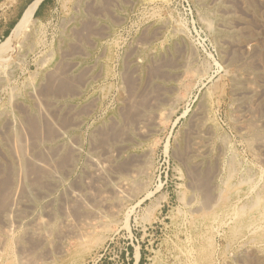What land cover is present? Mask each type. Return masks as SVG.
Returning a JSON list of instances; mask_svg holds the SVG:
<instances>
[{"label":"rangeland","instance_id":"374dc122","mask_svg":"<svg viewBox=\"0 0 264 264\" xmlns=\"http://www.w3.org/2000/svg\"><path fill=\"white\" fill-rule=\"evenodd\" d=\"M75 1L3 0L37 30L0 60V264H264V219L232 228L264 209V0Z\"/></svg>","mask_w":264,"mask_h":264},{"label":"bare ground","instance_id":"6f19581e","mask_svg":"<svg viewBox=\"0 0 264 264\" xmlns=\"http://www.w3.org/2000/svg\"><path fill=\"white\" fill-rule=\"evenodd\" d=\"M77 1V0H76ZM75 1V2H76ZM97 2H98V0H96ZM213 1V0H212ZM226 1V0H225ZM231 1V0H230ZM246 1V0H245ZM74 2V3H75ZM79 2V1H78ZM234 2V1H233ZM232 1H231V3H233ZM225 3V2H224ZM226 3H228V1H226ZM83 5V4H82ZM78 6V5H77ZM88 6V5H87ZM224 6V5H223ZM234 6V5H233ZM35 7H36V4H35V2H33V3H30V4H28L26 7H25V9L23 10V12H22V14L20 15V17H19V19L17 20V22L13 25V27L11 28V30H10V32H9V34L2 40V41H0V60L2 61V60H4L10 53H12V52H14V51H20L21 50V48L22 47H25L27 44H28V41H31V39H32V34L37 30H35V28H36V26H35V24H37L36 22H35V18H34V12H35ZM76 7V6H75ZM226 7H229V5L228 6H226ZM223 8V7H222ZM231 8V7H230ZM233 8V7H232ZM231 8V9H232ZM227 8H225V10H226ZM231 9H229V10H231ZM77 10V9H76ZM83 10V9H82ZM92 10V9H91ZM217 10V9H216ZM221 9H219V11H220ZM224 10V11H225ZM228 10V9H227ZM66 12V11H65ZM221 13V12H220ZM229 13V12H228ZM227 13V14H228ZM235 13V12H234ZM88 14V13H87ZM212 14V13H211ZM236 14V13H235ZM234 14V15H235ZM207 15V14H206ZM225 15V14H224ZM204 16H205V14H204ZM223 16V15H222ZM233 16V15H232ZM89 17V16H88ZM93 17V16H92ZM218 17H220V16H218ZM228 17H230V15L228 16ZM68 18V17H67ZM83 18H85L84 16H83ZM235 18V17H234ZM237 18V17H236ZM206 19H208V18H206ZM72 20V19H71ZM242 20V19H241ZM85 21H87V22H89L88 20H85ZM213 21V20H212ZM243 21V20H242ZM70 22V21H69ZM204 22H206V21H204ZM209 22V21H208ZM230 21H228V23H229ZM237 22V21H236ZM81 23V22H80ZM90 24H91V22H89ZM232 23V22H231ZM63 24V23H62ZM206 24V26L207 27H209L210 26V24H208V23H205ZM221 24H222V27H223V31H225V32H227L228 31V26L226 25V21L224 20V19H222L221 20ZM235 24V23H234ZM163 25V24H162ZM219 25V24H218ZM229 25V24H228ZM231 26V25H230ZM163 27V26H162ZM217 27V26H216ZM38 28V27H37ZM232 28V27H231ZM242 29V28H241ZM167 32V31H166ZM230 32V31H229ZM235 32V31H234ZM231 34V33H230ZM238 35V34H237ZM236 35V36H237ZM222 36V35H221ZM239 37H240V35H238ZM76 37H77V35H76ZM223 37V36H222ZM180 38V37H179ZM217 38H219V37H217ZM220 39H221V37H220ZM228 39V38H227ZM226 39V40H227ZM246 40V39H245ZM244 39H243V41H245ZM75 41V40H74ZM175 41V40H174ZM216 41V40H215ZM218 41V40H217ZM238 41V40H237ZM72 42V41H71ZM144 42V41H143ZM232 42V41H231ZM234 42V41H233ZM67 43V42H66ZM227 43V42H226ZM229 43V42H228ZM238 43H240V42H238ZM244 43V42H243ZM245 43H247V42H245ZM137 44V43H136ZM183 44V43H182ZM181 44V45H182ZM220 44V43H219ZM233 44V43H232ZM57 45V44H56ZM222 45H223V42H222ZM227 45V44H226ZM229 45V44H228ZM234 45V44H233ZM242 45H244V44H242ZM247 45V44H246ZM245 46V45H244ZM248 46V45H247ZM242 47V46H241ZM82 48V47H81ZM177 48V51H178V48L179 47H176ZM183 48V47H182ZM225 48H226V46H225ZM230 48V47H229ZM223 49V48H222ZM226 49H228V48H226ZM74 50V49H73ZM168 50V49H167ZM229 51H231L230 49H228ZM235 50V49H234ZM242 50V49H241ZM62 52H63V50H61ZM69 51V50H68ZM75 51V50H74ZM181 50H179V53H181L180 52ZM183 51H184V49H183ZM224 51V50H223ZM245 51H246V49H245ZM65 52H66V50H65ZM73 52V51H72ZM83 52H85V51H83ZM132 52H133V50H132ZM226 52V51H225ZM240 52V51H239ZM190 53V52H189ZM230 53V52H229ZM228 53V54H229ZM248 53H249V51H248ZM70 54V53H69ZM128 54V53H127ZM168 54V53H167ZM170 54V53H169ZM232 54V53H231ZM17 55H19V54H17ZM66 55V54H65ZM189 55V54H188ZM130 56V55H129ZM128 56V57H129ZM180 56V55H179ZM184 56V55H183ZM192 56V55H191ZM190 56V57H191ZM223 56V55H222ZM237 56V55H236ZM242 56H244L243 54H242ZM63 57V56H62ZM127 57V58H128ZM135 57V56H134ZM150 57V56H149ZM160 57V56H159ZM162 57V56H161ZM167 57H169V56H167ZM224 57V56H223ZM234 57V56H233ZM251 57V56H250ZM13 58V57H12ZM44 58V57H43ZM139 58V57H138ZM166 58V57H165ZM169 58H171V57H169ZM225 58V57H224ZM226 58H229V57H226ZM14 59V58H13ZM151 59V58H150ZM161 58H159V61H162V60H160ZM174 59V58H173ZM178 59V58H177ZM232 59H234V58H232ZM39 60V59H38ZM42 60V59H41ZM68 60H69V58H68ZM133 60H135V59H133ZM165 60V59H164ZM13 61V60H12ZM58 61V60H57ZM132 61V60H131ZM130 61V62H131ZM151 61V60H150ZM189 61V60H188ZM42 62H44V60H42ZM67 62V61H66ZM65 62V63H66ZM68 62H70V61H68ZM74 62V61H73ZM76 62V61H75ZM125 62V61H124ZM163 62V61H162ZM161 62V63H162ZM165 62H166V60H165ZM190 62V61H189ZM245 62H246V60H245ZM2 63V62H1ZM9 63H12V62H9ZM72 63V62H71ZM70 64V63H69ZM93 64H95V63H93ZM138 64V63H137ZM164 64V63H163ZM166 64V63H165ZM57 65V64H56ZM59 65V64H58ZM128 65V64H127ZM146 65H147V63H146ZM151 65V64H150ZM177 65V64H176ZM68 66V65H67ZM126 66V65H125ZM133 66V65H132ZM154 67H155V65H153ZM180 66V65H179ZM68 68V67H67ZM67 68H66V70H64V71H66L67 72ZM136 68V67H135ZM151 68V67H150ZM173 68V67H172ZM175 68V67H174ZM57 69V68H56ZM55 69V70H56ZM82 69H83V67H82ZM159 69V68H158ZM46 70V69H45ZM135 70V69H134ZM193 70V69H192ZM40 71V70H39ZM162 71V70H161ZM165 71H167V70H165ZM46 72H48V71H46ZM57 72H59L58 70H57ZM56 71H55V73H57ZM158 72V71H157ZM41 73V72H40ZM53 73V72H52ZM62 73V72H61ZM69 73H71V72H69ZM169 73V72H168ZM68 74V73H67ZM86 74H87V72H86ZM164 74V73H163ZM46 75V74H45ZM51 75V74H50ZM58 75V74H57ZM64 75V74H63ZM53 76H54V74H53ZM64 76H66V75H64ZM155 76V75H154ZM159 76V75H158ZM175 76H176V74H175ZM234 76V75H233ZM239 76H241V75H239ZM68 78L67 79H69L68 81H70V75H68L67 76ZM238 77V76H237ZM86 78H88V77H86ZM91 78H93V77H91ZM156 79H157V77H155ZM65 79V78H64ZM84 79V78H83ZM167 79H169V78H167ZM50 80V79H49ZM244 80V79H243ZM247 80V79H246ZM53 81V80H52ZM62 81V80H61ZM73 81V80H72ZM151 81V80H150ZM233 81V80H232ZM245 81V80H244ZM49 82V81H48ZM62 82H64V81H62ZM83 82V81H82ZM85 82V81H84ZM130 82V81H129ZM162 82V81H161ZM238 82V81H237ZM240 82H242V80L240 81ZM47 83V82H46ZM53 83V82H52ZM65 83V82H64ZM63 83V84H64ZM239 83V82H238ZM47 84H49V83H47ZM151 84H153V83H151ZM159 84V83H158ZM235 84V83H234ZM27 85V84H26ZM120 85V84H119ZM161 85V84H160ZM237 85V84H236ZM246 85H248V84H246ZM48 86V85H47ZM59 86V85H58ZM69 86V85H68ZM156 86V85H155ZM8 87H10V86H8ZM36 87V86H35ZM38 87V86H37ZM37 87H36V89H37ZM49 87V86H48ZM54 87H56V85H54ZM72 87V86H71ZM163 87V86H162ZM67 88V87H66ZM70 88V87H69ZM154 88V87H153ZM168 88V87H167ZM173 88V86L171 87V89ZM239 88V87H238ZM72 89V88H71ZM70 89V90H71ZM74 89V88H73ZM240 89V88H239ZM32 90V89H31ZM64 90V89H63ZM254 90H256V89H254ZM43 91V90H42ZM77 91H78V89H77ZM162 91H164V90H162ZM235 91V90H234ZM242 91V90H241ZM36 92H38V91H36ZM46 92V91H45ZM52 92V91H51ZM53 92H56V91H53ZM74 92V91H73ZM75 92H76V90H75ZM161 92V91H160ZM172 92V91H171ZM246 92V91H245ZM30 93V92H29ZM43 93V92H42ZM58 93V91L56 92V94ZM64 93V92H63ZM63 93H61V94H63ZM70 93V92H69ZM77 93H79V92H77ZM241 93V92H240ZM48 94V93H47ZM52 94V93H51ZM56 94H52V95H56ZM67 95H68V93H66ZM66 94H64V96H66ZM71 94V93H70ZM73 94V93H72ZM74 94H76V93H74ZM162 94V93H161ZM242 94H244V93H242ZM58 95V94H57ZM60 95V94H59ZM156 95H158V94H156ZM251 95H253V94H251ZM73 96V95H72ZM146 96V95H145ZM161 96V95H160ZM59 97V96H58ZM159 97V96H158ZM157 97V98H158ZM167 97V96H166ZM238 97V96H237ZM247 97H249V96H247ZM246 97V98H247ZM255 97V96H254ZM71 98V97H70ZM173 99H174V97H172ZM41 99V98H40ZM244 99V98H243ZM39 100V99H38ZM46 100V99H45ZM128 100V99H127ZM154 100H156V99H154ZM169 100H171V99H169ZM237 100V99H236ZM239 100V99H238ZM19 101V100H18ZM157 101V100H156ZM175 101V100H174ZM154 102V101H153ZM159 102V101H158ZM157 102V103H158ZM160 102L162 103L163 101H161L160 100ZM236 102V101H235ZM244 102V101H243ZM247 102V101H246ZM253 102V101H252ZM38 103V102H37ZM51 103V102H50ZM156 103V104H157ZM241 103H242V101H241ZM259 103V102H258ZM49 104V103H48ZM53 104V103H52ZM59 104H61V103H59ZM155 104V103H154ZM166 104V103H165ZM210 104V103H209ZM248 104V103H247ZM35 105V104H34ZM63 105V104H62ZM69 105H70V103H69ZM73 105V104H72ZM158 105V104H157ZM240 105V104H239ZM245 105H246V103H245ZM152 106V105H151ZM150 106V107H151ZM241 106V105H240ZM248 106V105H247ZM250 106V105H249ZM54 107V106H53ZM52 107V108H53ZM62 107V106H61ZM67 107V106H66ZM65 107V108H66ZM68 107H73V106H68ZM136 107H137V105H136ZM135 107V108H136ZM145 107V106H144ZM149 107V106H148ZM153 107V106H152ZM149 108V109H153V108ZM252 107V106H251ZM7 108V107H6ZM52 108H50V109H52ZM163 108H164V105H163ZM171 108V107H170ZM47 109V108H46ZM62 109V108H61ZM130 109V108H129ZM148 109V108H147ZM232 109H234V108H232ZM250 109V108H249ZM253 109V108H252ZM54 110H58V109H55L54 108ZM54 110H52V111H54ZM66 110H68V109H66ZM66 110H65V112H66ZM75 110H77V109H75ZM132 110V109H131ZM144 110V109H143ZM143 110H141V111H143ZM166 110V109H165ZM170 110V109H169ZM200 110V109H199ZM39 111V110H38ZM47 111V110H46ZM45 111V112H46ZM241 111V110H240ZM239 111V112H240ZM44 111L42 112V113H45ZM48 113L50 112L49 111V109H48V111H47ZM161 112H163V111H161ZM238 112V111H237ZM56 113V112H55ZM76 113H77V111H76ZM75 112H73V114L75 115L76 114ZM131 113V112H130ZM140 113H142V112H140ZM139 113V114H140ZM147 113H148V111H147ZM150 113V112H149ZM152 113H153V111H152ZM164 113V112H163ZM167 113H168V111H167ZM202 113V112H201ZM236 113V112H235ZM50 114V113H49ZM71 114V113H70ZM69 114V115H70ZM169 114V113H168ZM238 114V113H237ZM46 115H47V113H46ZM52 116H53V118H55L54 116V112H53V114H51ZM51 115H49L48 117L50 118V116ZM60 115H62V114H60ZM72 115V114H71ZM73 115V116H74ZM78 115V114H77ZM156 115H157V113H156ZM29 116H30V114H29ZM109 116V115H108ZM146 115H144V116H142V117H145ZM162 116V115H161ZM160 116V117H161ZM197 116V115H196ZM236 116V115H235ZM39 117H40V115H39ZM41 117H42V115H41ZM40 117V118H41ZM111 117H113V116H111ZM123 117V116H122ZM121 117V118H122ZM26 118H28V117H26ZM25 117H24V119H26ZM32 118V117H31ZM44 118H47V117H44ZM72 118V117H71ZM108 118V117H107ZM133 118V117H132ZM140 118V117H139ZM198 118V117H197ZM199 118H200V116H199ZM198 118V119H199ZM209 118V117H208ZM211 118V117H210ZM238 118H239V116H238ZM52 119V118H51ZM50 119V120H51ZM58 119H59V117H58ZM69 119V118H68ZM108 119H111L112 120V118H108ZM204 119V118H203ZM19 120V119H18ZM23 120V119H22ZM40 120V119H39ZM55 120V119H54ZM77 120V119H76ZM117 120V119H116ZM123 120V119H122ZM144 120H146V119H144ZM143 120V121H144ZM148 120V119H147ZM31 121V120H30ZM35 121V120H34ZM36 121L38 122V120L36 119ZM56 121V120H55ZM80 121V120H79ZM83 121V120H82ZM152 121V120H151ZM194 121V120H193ZM9 122V121H8ZM140 122V121H139ZM195 122V121H194ZM245 122V121H244ZM12 123V122H11ZM11 123H9V124H11ZM20 123H22V122H20ZM34 122H32V124H33ZM79 123V122H78ZM195 123H197V122H195ZM236 123V122H235ZM240 123V122H239ZM5 124H7V123H5ZM26 124V123H25ZM24 123H23V125H25ZM36 124V123H35ZM59 124V123H58ZM80 124V123H79ZM201 125V130H203L204 129V127H212L211 125H207V124H205V123H200ZM17 125H18V123H17ZM38 125V124H37ZM51 124L49 123V126H50ZM69 125V124H68ZM146 125H148V124H146ZM194 125V124H193ZM21 126V125H20ZM27 126H28V123H27ZM52 126V125H51ZM50 126V127H51ZM76 126V125H75ZM136 126V125H135ZM32 127H36V126H33L32 125ZM32 127H31V129H32ZM64 127H66V125L64 126ZM123 127V126H122ZM18 128V127H17ZM21 128V127H20ZM26 128V127H25ZM28 128H29V126H28ZM60 128V127H59ZM69 128V127H68ZM137 128V127H136ZM136 128H135V130H136ZM145 127H142L141 128V130L142 129H144ZM188 128V127H187ZM30 129V128H29ZM30 129V130H31ZM35 129V128H34ZM46 129H50L49 127L48 128H46ZM150 129V128H149ZM194 129V128H193ZM2 130V129H1ZM33 130V129H32ZM39 130V129H38ZM52 130V129H51ZM152 130V129H151ZM9 131V130H8ZM36 130H34V132H35ZM137 131V130H136ZM139 131V130H138ZM146 131V130H145ZM194 131V130H193ZM192 131V132H193ZM200 131V130H199ZM206 131H207V129H205V133H206ZM209 131V130H208ZM37 132V131H36ZM48 132V131H47ZM61 132V130L59 131V133ZM123 132V131H122ZM133 132V131H132ZM143 132V131H142ZM141 132V133H142ZM147 132V131H146ZM189 132V131H188ZM195 132V131H194ZM33 132L31 131V135L33 136V134H32ZM119 133V132H118ZM131 133V132H130ZM129 133V134H130ZM256 133V132H255ZM258 133V132H257ZM12 134V133H11ZM14 134H15V132H14ZM20 134V133H19ZM18 134V135H19ZM48 134H49V132H48ZM57 134V133H56ZM61 134V133H60ZM115 134V133H114ZM197 134V133H196ZM213 134V133H212ZM31 135H29V136H31ZM52 134H50V136H51ZM53 135H55L54 134V132H53ZM194 135V134H193ZM198 135V134H197ZM206 135H208V134H206ZM5 136V135H4ZM12 136V135H11ZM20 136V135H19ZM61 136V135H60ZM71 136V135H70ZM122 136H123V133H122ZM250 136V135H249ZM254 136H256V135H254ZM13 137V136H12ZM15 137V136H14ZM18 137V136H17ZM22 137V136H21ZM127 137H130V136H127ZM140 137V136H139ZM200 138H201V136H199ZM208 137V136H207ZM252 137V136H251ZM261 137V136H260ZM11 138V137H10ZM35 138H36V136H35ZM45 138V137H44ZM53 138V137H52ZM120 138V137H119ZM118 137H117V140L119 139ZM195 138V137H194ZM206 138V137H205ZM210 138V137H209ZM15 139V138H14ZM18 141H20L19 140V138H16ZM15 139V140H16ZM54 139H56V138H54ZM129 139V138H128ZM189 139V138H188ZM198 139V138H197ZM211 139V138H210ZM261 139V138H260ZM10 140V139H9ZM28 140V139H27ZM41 140V138L39 139V141ZM44 140V139H43ZM50 139L48 138V141H49ZM52 140V139H51ZM78 140V139H77ZM76 140V141H77ZM131 141H132V137H131V139H130ZM195 140V139H194ZM201 140H203V139H201ZM206 140V139H205ZM253 140V139H252ZM17 141V142H18ZM38 141V142H39ZM45 141V140H44ZM120 141V140H119ZM119 141H117V144H118V142ZM124 141H125V139H124ZM191 141V140H190ZM209 141V140H208ZM211 141V140H210ZM14 142V141H13ZM12 142V143H13ZM16 142V143H17ZM24 142H25V140H24ZM121 142V141H120ZM123 142V141H122ZM197 142V141H196ZM221 142V141H220ZM232 142V141H231ZM39 143H41V142H39ZM105 143V142H104ZM132 143V142H131ZM191 143V142H190ZM199 143V142H198ZM204 143V142H203ZM3 144V143H2ZM4 144H6V143H4ZM29 144V143H28ZM36 145L38 144V143H35ZM77 144V143H76ZM124 144V143H123ZM263 144V143H262ZM14 145H15V142H14ZM13 145V146H14ZM58 145V144H57ZM57 145H56V147H57ZM194 145H195V143H194ZM17 146V145H16ZM20 146V145H19ZM18 146V147H19ZM65 146H67V145H65ZM64 146V147H65ZM71 146V145H70ZM116 146V145H115ZM118 146H120V144L118 145ZM125 146V145H124ZM207 146H209V145H207ZM1 147V146H0ZM17 147V148H18ZM38 147H40V146H38ZM73 147V146H72ZM194 147V146H193ZM198 147V146H197ZM197 147H196V149H197ZM201 147V146H200ZM220 147V146H219ZM20 148V147H19ZM52 148H54V147H52ZM123 149H124V147H122ZM129 148V147H128ZM191 148V147H190ZM206 148V147H205ZM55 149V148H54ZM58 149H60V147L59 148H57V150ZM71 149V148H70ZM189 149V148H188ZM227 149H229V148H227ZM12 150H15V151H13L14 153L15 152H17V150H16V147L14 148V149H12ZM20 151H23L22 149H19ZM45 150H46V148H45ZM117 150H119V148L117 149ZM198 150V149H197ZM206 150V149H205ZM212 150V149H211ZM55 151V150H54ZM75 151V150H74ZM201 151V150H200ZM220 151V150H219ZM224 151V150H223ZM36 152V151H35ZM72 152V151H71ZM193 152H194V150H193ZM199 152V151H198ZM230 152V151H229ZM23 153H24V151H23ZM58 153V152H57ZM62 153V152H61ZM120 153V152H119ZM9 154H12V152H9ZM18 154H20L19 152H18ZM63 154V153H62ZM186 154V153H185ZM199 154V153H198ZM201 154V153H200ZM203 154V153H202ZM209 154V153H208ZM207 154V155H208ZM31 155V154H30ZM36 155V154H35ZM43 155V154H42ZM44 155H46V154H44ZM52 155V154H51ZM50 155V156H51ZM11 156V155H10ZM17 156V155H16ZM32 156H33V154H32ZM55 156H56V154H55ZM66 156H67V154H66ZM189 156V155H188ZM24 157V156H23ZM26 157V156H25ZM30 157V156H29ZM49 157V156H48ZM12 158V157H11ZM21 158V157H20ZM36 158V157H35ZM51 159H50V162L52 161V157H50ZM60 158V157H59ZM233 158V157H232ZM13 159V158H12ZM25 159V158H24ZM30 159H31V157H30ZM47 159V158H46ZM71 159V158H70ZM200 159V158H199ZM15 160H17V159H15ZM14 160V161H15ZM35 160V159H34ZM40 160H42V159H40ZM18 161V160H17ZM20 161H21V159H20ZM24 162H25V160H23ZM38 161V160H37ZM46 161V160H45ZM96 161V160H95ZM26 162H28V161H26ZM40 162V161H39ZM38 162V163H39ZM72 162V161H71ZM117 162H119L118 160H117ZM198 162V161H197ZM1 163V162H0ZM3 163V162H2ZM18 163H20V162H18ZM17 162H15V164H18ZM32 163V162H31ZM47 164H48V162H46ZM94 163V162H93ZM120 163V162H119ZM195 163V162H194ZM240 163V162H239ZM34 164V163H33ZM43 164H45V163H43ZM57 164V163H56ZM95 164V163H94ZM97 164V163H96ZM50 165V164H49ZM53 165V164H52ZM61 165V164H60ZM65 164H63V166H64ZM118 165V164H117ZM192 165V164H191ZM237 165V164H236ZM17 166H19V164L17 165ZM46 166V165H45ZM55 166V165H54ZM57 166V165H56ZM55 166V167H56ZM99 166V165H98ZM186 166V165H185ZM195 166V165H194ZM1 167V166H0ZM22 167H24V165L22 166ZM26 167V166H25ZM31 167V166H30ZM55 167H54V169H55ZM71 167H72V165H71ZM28 168V167H27ZM48 168L50 169V167H48L47 166V170H48ZM57 168V167H56ZM64 168V167H63ZM66 168H67V166H66ZM229 168V167H228ZM6 169V168H5ZM12 169H13V167H12ZM53 168H52V170L55 172V170H54ZM61 169V168H60ZM240 169V168H239ZM16 170H18V169H16ZM35 170V169H34ZM39 170V169H38ZM45 170V169H44ZM47 170L45 171V172H47ZM57 170V169H56ZM67 170H69V167H68V169H66V171ZM198 170V169H197ZM23 171H25V170H23ZM23 171H22V173H23ZM29 171H30V169H29ZM51 171V170H50ZM52 171V172H53ZM232 171V170H231ZM233 171H234V169H233ZM51 172V173H52ZM54 172H53V174H54ZM196 172V171H195ZM263 172V171H262ZM14 174V172H11V174ZM16 173V172H15ZM55 173H57V172H55ZM58 173H59V171H58ZM19 174H21L20 172H19ZM47 174H48V172H47ZM262 174V173H261ZM23 175V174H22ZM43 175V174H42ZM51 175V174H50ZM258 175V174H257ZM15 176V175H14ZM16 176H17V174H16ZM55 176V175H54ZM226 176V175H225ZM259 176V175H258ZM5 177V176H4ZM18 177V176H17ZM240 177H242V176H240ZM239 177V178H240ZM246 177V176H245ZM249 177V176H248ZM119 178V177H118ZM252 178V177H251ZM250 178V179H251ZM121 180V179H120ZM223 180V179H222ZM230 180V179H229ZM239 180V179H238ZM247 181H248V178L246 179ZM252 180V179H251ZM250 180V181H251ZM245 181V180H244ZM20 182V181H19ZM121 182V181H120ZM124 182V181H123ZM122 182V183H123ZM209 182V181H208ZM233 182V181H232ZM117 183V182H116ZM118 183H119V180H118ZM243 183V182H242ZM219 184V183H218ZM225 184V183H224ZM250 184V183H249ZM261 184V183H260ZM51 185V184H50ZM125 185H127V184H124V187H125ZM197 185V184H196ZM29 186H31V185H29ZM119 186H120V183H119ZM118 186V187H119ZM121 186H123L122 184H121ZM116 188H118L117 186H115ZM115 187H113V188H115ZM22 188V187H21ZM37 188V187H36ZM191 188V187H190ZM251 188V187H250ZM26 189V188H25ZM199 189V188H198ZM7 190V189H6ZM17 190V189H16ZM15 190V191H16ZM118 190V189H117ZM116 189H115V191H117ZM122 190V189H121ZM224 190V189H223ZM254 190V189H253ZM5 191V190H4ZM9 191V190H8ZM20 191V190H19ZM196 191V190H195ZM258 192V191H257ZM17 193V192H16ZM16 193H14V195L16 194ZM13 195V194H12ZM12 195H11V197H12ZM236 195V194H235ZM71 196V195H70ZM211 196V195H210ZM15 197V196H14ZM192 197V196H191ZM190 197V198H191ZM212 197V196H211ZM226 197V196H225ZM255 197V196H254ZM17 197H15V199H16ZM21 198V197H20ZM76 198V197H75ZM118 198L119 199H121L122 198V192L121 191H119V194H118ZM24 199V198H23ZM227 199V198H226ZM250 199V198H249ZM253 199V198H252ZM255 199V198H254ZM190 200V199H189ZM215 200V202H214V204L213 205H210V208H213L217 203H218V201H219V198H217V199H214ZM223 200V199H222ZM7 201V200H6ZM19 201V200H18ZM14 202V201H13ZM17 202V201H16ZM15 202V203H16ZM188 202V201H187ZM192 202V201H191ZM223 202V201H222ZM263 202H264V197H261V196H258L256 199H255V201H254V204L252 205V207H256V209L257 208H259V206H261V205H263ZM14 203V204H15ZM21 203V202H20ZM189 203V202H188ZM238 203V202H237ZM249 203H252V202H249ZM19 204V203H18ZM210 204V203H209ZM13 205V204H12ZM16 205V204H15ZM245 205H247V204H245ZM249 205V204H248ZM247 205V206H248ZM195 206V205H194ZM236 206H238V205H236ZM226 208L227 207H223L222 208V211L224 212L225 210H226ZM248 208H250V207H248ZM198 209H202V208H199L198 207ZM190 210V209H189ZM94 211V210H93ZM96 211V210H95ZM191 211H192V209H191ZM209 211V210H208ZM215 211V210H214ZM195 212V211H194ZM247 212V211H246ZM13 213V212H12ZM184 213V212H183ZM193 213V212H192ZM248 213V212H247ZM8 214V213H7ZM201 214V213H200ZM228 215V214H227ZM251 215V214H250ZM193 217V216H192ZM191 217V218H192ZM218 217V216H217ZM8 218V217H7ZM189 219V218H188ZM215 219H216V217H215V215H214V213H207V212H205L204 213V216L202 217H200V216H198V217H196V220L197 221H195V223L192 225H190V231H189V235L190 236H193V233H195V232H197V235L202 239V240H204V243L206 242L205 241V238H206V232L207 231H205V234H204V230H203V228H204V226H207L208 224H207V222H209V221H211V220H214L215 221ZM260 219H264V209L263 210H261V211H258V213L254 216V218L250 221V220H242L241 221V225L240 226H232V228H233V231H237L238 230V228H240V227H242V226H245V228H246V226H248V224L247 223H249L250 224V222H252V223H255V222H259V221H261ZM226 220V219H225ZM236 220V219H235ZM228 222V221H227ZM188 223V222H187ZM219 223H222V221H220ZM231 223H233L232 221H231ZM197 224V225H196ZM213 224V223H212ZM256 224H258V223H256ZM177 225V224H176ZM261 225V224H260ZM260 225L258 224V226H257V228L256 229H258L259 227H260ZM263 225V224H262ZM178 226V225H177ZM217 226V225H216ZM222 226H223V224H222ZM225 226H227V225H225ZM208 227H210V226H208ZM230 226H228V228H229ZM175 228V227H174ZM213 228V227H212ZM217 228V227H216ZM226 228V227H225ZM261 228V227H260ZM259 228V229H260ZM210 229V228H209ZM208 229V230H209ZM221 229V228H220ZM242 229V228H241ZM240 229V230H241ZM248 229V228H247ZM178 230V229H177ZM211 230V229H210ZM261 230V229H260ZM263 230V229H262ZM215 231H216V229H215ZM218 231V230H217ZM217 231H216V233H217ZM242 231V230H241ZM249 231V230H248ZM210 232V231H209ZM243 232V231H242ZM261 232V231H260ZM179 233V232H178ZM177 233V234H178ZM208 233V232H207ZM221 233V232H220ZM222 233H223V231H222ZM263 233H264V231H263ZM212 234V233H211ZM211 234H209V235H211ZM230 233H228V235H229ZM240 234V233H239ZM208 235V236H209ZM212 235H214V234H212ZM234 235V234H233ZM207 236V237H208ZM251 236H253V235H251ZM259 236H261V235H259ZM98 237V236H97ZM213 237V236H212ZM226 237H227V235H226ZM230 237V236H229ZM228 237V238H229ZM235 237H237V236H235ZM254 237V236H253ZM209 238V237H208ZM238 238H239V236H238ZM246 238H249V237H246ZM207 239V238H206ZM212 239V238H211ZM210 239V240H211ZM215 239V238H214ZM99 240V239H98ZM199 240V239H198ZM209 240V239H208ZM235 240V239H234ZM252 241H253V239H251ZM254 240H255V238H254ZM261 241V239H258V241ZM264 240V239H263ZM257 241V242H258ZM197 242V241H196ZM196 242H192V245H193V243H195L196 244ZM200 242H202V241H200ZM242 242H243V240H242ZM261 242H263V241H261ZM91 243V242H90ZM94 243V242H93ZM96 243V242H95ZM190 243V242H189ZM212 243V242H211ZM215 243V242H214ZM236 243V242H235ZM241 243V242H240ZM199 244V243H198ZM202 244V243H201ZM176 245V244H175ZM208 245H210V244H208ZM244 245V244H243ZM194 246V245H193ZM205 246V245H204ZM212 246V245H211ZM241 246H242V244H241ZM240 246V247H241ZM246 246V245H245ZM196 247V246H195ZM202 247H203V245H202ZM83 248V251L84 252H86L87 250H88V247L87 246H83L82 247ZM197 248V247H196ZM179 249V248H178ZM181 250V249H180ZM204 251V250H203ZM208 251V250H207ZM258 251V250H257ZM184 252V251H183ZM195 252V251H194ZM212 251H210V253H211ZM263 252V251H262ZM139 253V252H138ZM189 253V252H188ZM198 253V252H197ZM213 253V252H212ZM259 253V252H258ZM264 253V252H263ZM183 254V253H182ZM185 254V253H184ZM183 254V255H184ZM208 254V253H207ZM177 255H179V254H177ZM261 255V254H260ZM263 255V254H262ZM176 256V255H175ZM180 257V256H179ZM183 257H185V255L183 256ZM187 257V256H186ZM207 257V256H206ZM190 258V257H189ZM192 258V257H191ZM209 258V257H208ZM211 258V257H210ZM186 260V259H185ZM184 260V261H185ZM136 261V260H135ZM188 262H190V261H188ZM189 264V263H188Z\"/></svg>","mask_w":264,"mask_h":264},{"label":"crops","instance_id":"0c3cea01","mask_svg":"<svg viewBox=\"0 0 264 264\" xmlns=\"http://www.w3.org/2000/svg\"><path fill=\"white\" fill-rule=\"evenodd\" d=\"M19 2L14 5L3 6L0 0V40L4 38L13 27L16 16L19 13Z\"/></svg>","mask_w":264,"mask_h":264}]
</instances>
